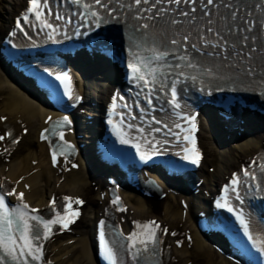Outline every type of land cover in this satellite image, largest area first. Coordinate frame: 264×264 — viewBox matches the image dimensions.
Segmentation results:
<instances>
[{"label": "snow or ice", "instance_id": "obj_1", "mask_svg": "<svg viewBox=\"0 0 264 264\" xmlns=\"http://www.w3.org/2000/svg\"><path fill=\"white\" fill-rule=\"evenodd\" d=\"M29 7L26 10V13L22 15V19L24 22H28L29 14L33 15L35 19L47 29H52L53 32L57 31V29L48 22V20L44 17V9L48 7V0H28ZM149 0H134L136 5H140L141 3L147 4ZM199 2L202 9L203 17H207L204 21L203 25V33L198 36L200 40V44L203 47H208L209 45L214 49H221L227 51V49H234L231 52V55L239 57L241 60L245 58V51L247 49V54H250L256 51L254 48L248 47L247 42L250 37L245 33L252 31V22L245 20L243 17H239L240 20L243 21L245 26L237 23L239 9L234 8L231 0H220L221 6L228 10L227 15L221 16L218 21H214L211 18L210 12L207 10L209 6H214L217 4V0H154L153 6L155 4L160 3H174L181 4L187 3L191 4L192 8L190 9L191 13H195L197 11L195 5ZM94 3L99 5L101 4V0H94ZM151 9H149L150 11ZM92 16L97 17V13L93 11L91 13ZM180 15L188 17L189 12H181ZM57 20L63 19L61 16H56ZM192 20L195 19L193 16ZM99 22V19H98ZM191 23V20L189 21ZM173 24L178 23V21L173 20ZM214 24H218V27H213ZM141 28H147L148 25H141ZM17 28H21L20 21H17ZM206 34H211L216 38V42L213 43L212 40L208 39ZM12 35H15L13 32ZM191 37V32L183 35L179 39L176 37H172L167 40V43L172 45H178L186 43ZM49 38H52L51 33H49ZM164 42L162 41L161 44ZM240 45L244 47L241 48ZM191 47L196 52H202V48L198 47L196 43H193ZM136 49L135 52L132 53V58L128 63V68L131 70L132 78L135 79L138 83L143 82V87L150 88V86L155 85L159 81V77L161 75L162 63L166 61V57L170 55L166 49H163L161 46L156 45L154 42L149 43L144 40L140 43L134 45ZM151 53L150 55H145L144 53ZM208 56L212 55H220V52H208L206 53ZM180 61L183 62V65L177 64L176 68L186 67L194 70H199L200 65L195 62L193 59L189 57V55L185 52L184 55L177 57ZM227 59V56L224 57ZM204 73L212 76L214 73L211 69L204 67ZM248 75L252 74L251 67L245 69ZM178 76H187L183 71L178 73ZM195 78V77H192ZM57 80H60L65 84V94L72 97L73 90L71 87V77L65 73L61 76L56 77ZM176 81L172 82L171 85V99L169 101L170 104L174 108H179L180 105L176 102L177 100V89L175 87ZM75 99H79V97H75ZM151 104V100L148 101ZM113 108H115V104H113ZM3 119V118H0ZM51 119V118H49ZM188 120L191 127L189 128L188 135L184 136L185 140H189L192 144L191 148L185 149V155L183 159L189 160L192 164H198L200 161V153L195 147V139L191 137V133L196 130L195 125V117H185ZM122 123V121H121ZM157 123H160L157 121ZM70 124V121L65 116L62 120L57 121L51 130L52 135H59L60 139L63 140V132H58L57 130L63 128L64 126ZM179 127V125H177ZM138 131L143 132L144 129H138ZM153 131L159 132L160 129L156 128ZM49 132V129H45L41 133V139H48V136L45 133ZM8 135H11L9 133ZM4 137L0 136V140H3ZM17 141H13L16 143ZM129 140L125 139L124 136H121V143H128ZM65 146L60 148L59 154L65 155L66 152L72 149V146L69 145L66 141L64 142ZM57 152H53L52 154V162L53 165L56 164ZM67 158V157H65ZM148 157L145 155H141V159H147ZM75 167V165H74ZM261 169L264 170V164L260 165ZM245 176H249L248 171H244ZM253 179L255 176L253 174ZM239 183V180L236 178V175H233V179L231 181L232 191L235 192V186ZM13 193L9 192L6 195H12ZM23 193L18 194V198L23 201ZM64 200L68 203L65 205V214L57 213L55 219L45 220L37 215H30L28 211L27 204H21V206L9 209V206L5 202V196L0 195V264H5L6 259H10L13 264H28L29 260L39 262L43 255V245L37 243L40 240H48L51 237L53 226L59 224L61 229H67L68 226L75 222V218L79 216L78 210H73L71 205L72 203L82 204L83 201L76 199L73 201L72 197H64ZM119 198L113 200L114 204H119ZM52 205H55V200L52 201ZM218 207H227L228 211H233L232 207L228 206L227 201L224 203H218ZM120 211H124L125 209L120 208ZM37 209H31V212H37ZM247 232L248 225L245 222L242 216L237 217ZM35 222L34 224L32 222ZM103 224V222H101ZM136 230L129 234L125 239L127 240L126 245H124L127 254L131 257L133 264H142L144 262L145 256L148 254L155 255L156 245L160 242L157 237V231L160 229V225L152 220L147 221L145 223L135 222ZM42 228L43 232L41 233L39 229ZM165 233H167V229H163ZM175 235V233H173ZM179 243V242H178ZM104 258L108 262V264H117V255L114 253L113 249L109 247L107 242L103 245ZM146 264V262H145Z\"/></svg>", "mask_w": 264, "mask_h": 264}, {"label": "bare ground", "instance_id": "obj_2", "mask_svg": "<svg viewBox=\"0 0 264 264\" xmlns=\"http://www.w3.org/2000/svg\"><path fill=\"white\" fill-rule=\"evenodd\" d=\"M24 2L25 0H0V34L7 28V19L12 18L23 7ZM78 84L87 100L97 104L102 101L104 89L97 83L90 85L94 88V92L93 89L90 90L83 82H79ZM0 92V113H7L8 116H11V118H7L6 125L11 126L13 118L17 117L25 121L31 130L26 137H22L17 143L12 155H10V161L6 164L7 169L5 174L11 178L23 175V181L29 184L25 198L34 205L44 204L48 195L55 193V191H59L58 193L79 194L86 199L87 203L84 205L81 219L74 226L79 236L74 238L70 244L64 242L66 239L58 238L57 236L51 241L50 245L51 248H56V251L53 253L55 264H94L92 261V243L86 235L88 225L93 217L89 211V207L97 205L89 184L91 180L90 176L80 163L77 170H70L62 174V181L55 187L54 184L59 175H54L53 171L48 167L42 145L40 143L34 144L36 140L35 130L46 113V109L35 105L31 100L23 97L19 90H13L12 85L9 84L1 71ZM94 108L97 109L98 107L95 105ZM13 126L16 128L15 125ZM248 139L247 137L246 139L234 142V144H231V148L218 152L209 134L204 128L202 129L200 135V142L204 152L202 163L204 169L209 165L213 166L212 173L207 172L206 174L203 184L204 188L210 189L211 182H215L229 170L236 168L240 159L255 151L261 140H264V131L260 133L256 132L252 140ZM35 147H38L37 151ZM31 159L36 160V163L31 164ZM0 172H3V170L1 169ZM125 198L133 209V215L144 217L150 214L163 219L170 226H177L178 223H181L182 228L189 229L192 236L191 249H186L185 244L179 249L173 248L171 250V257L177 259L175 263L186 264L189 261V264H232L217 254L194 231L190 218L194 211V204H189L188 211L182 220L177 206L171 205L163 199L160 201L143 200L137 199L131 196V194H125ZM159 207H161V212ZM94 208L98 209V206ZM70 237L67 235L64 238L69 239Z\"/></svg>", "mask_w": 264, "mask_h": 264}]
</instances>
